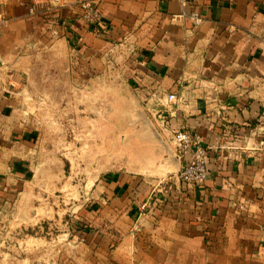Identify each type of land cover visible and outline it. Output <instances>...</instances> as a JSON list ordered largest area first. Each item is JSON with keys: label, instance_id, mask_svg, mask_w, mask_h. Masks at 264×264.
<instances>
[{"label": "crops", "instance_id": "crops-1", "mask_svg": "<svg viewBox=\"0 0 264 264\" xmlns=\"http://www.w3.org/2000/svg\"><path fill=\"white\" fill-rule=\"evenodd\" d=\"M82 1L0 0L1 230L31 223L33 180L51 182L58 168L60 141L48 131L61 119L88 123L67 116L73 106L92 92L99 129L115 112L109 97L130 92L163 111L174 93L181 101L168 107L166 130L155 125L174 155L179 130L216 145L206 179L178 178L187 157L171 173L146 147L114 154L81 218V240L97 246L90 264H264V0H87L98 25L74 9ZM194 9L198 27L183 15Z\"/></svg>", "mask_w": 264, "mask_h": 264}, {"label": "rangeland", "instance_id": "rangeland-1", "mask_svg": "<svg viewBox=\"0 0 264 264\" xmlns=\"http://www.w3.org/2000/svg\"><path fill=\"white\" fill-rule=\"evenodd\" d=\"M92 87L96 88L97 84L91 83L90 88ZM91 93L83 101L82 109L78 104L67 114L78 121H88L85 128L73 127L71 124L75 125V121L69 123L61 119L57 128L48 131L49 140L60 141L55 146L58 157L56 177L51 182V178L43 175L40 179L38 176L33 180L36 181L35 198L30 197L29 200L34 201L36 207L33 209L34 213H31V219L27 220L31 223L19 226L15 223L4 230H1L3 226L0 225V264H17V261L20 264L92 262L91 254L96 253L97 246L94 241L89 246L81 240V218L83 210L90 208L89 205L98 200L101 174L113 170L117 166L114 165L117 160L113 158L109 145L102 143L101 134L108 126L100 123L97 129L94 125L93 120L97 117L93 108L97 101ZM106 103L109 105L105 99ZM61 116L65 119V115ZM110 116L104 114L103 121H107ZM43 147L42 154L47 156ZM44 181L46 184H43ZM8 211L9 218L13 221L12 212L15 210ZM8 232L10 234L6 236ZM138 236L139 234L136 238ZM107 248L105 253L112 246L108 245ZM124 258L128 260V257ZM108 264H114L113 260L110 259Z\"/></svg>", "mask_w": 264, "mask_h": 264}, {"label": "water", "instance_id": "water-1", "mask_svg": "<svg viewBox=\"0 0 264 264\" xmlns=\"http://www.w3.org/2000/svg\"><path fill=\"white\" fill-rule=\"evenodd\" d=\"M111 104L115 112L109 113L111 116L107 121L101 120L102 125L108 126L101 134L103 145H109L113 155L126 153L131 144L146 147L148 150L144 153L164 158L162 162L169 171L178 172V157L173 154L142 103L129 92L126 98L109 97Z\"/></svg>", "mask_w": 264, "mask_h": 264}, {"label": "built area", "instance_id": "built-area-1", "mask_svg": "<svg viewBox=\"0 0 264 264\" xmlns=\"http://www.w3.org/2000/svg\"><path fill=\"white\" fill-rule=\"evenodd\" d=\"M182 4L185 0H179ZM54 4L59 5L60 0H53ZM74 9L79 12L84 22H87L91 25H98L102 21V13L99 9L95 8L90 1L78 2ZM186 16L193 27H198L201 25L203 18L199 10L194 9L190 13H183ZM162 94L152 95L151 97L155 98L154 102H161ZM153 100V99H152ZM181 101V98L174 94L169 93L164 97V109L162 110H152L148 102L145 104V110L151 111L152 116H150L157 127L162 130H166L167 122L166 116L168 114V107L174 105ZM173 143L174 148L177 150L176 156L178 160L183 161L184 157H187V162H182V167L179 171L178 178L187 185L196 186L202 184L207 176V160H208V151L210 149L216 148V145L205 146L202 142L201 137L196 132L179 130L173 133L172 139L170 140ZM262 147L264 150V142H262ZM140 232V225L134 224L130 235L133 238H136Z\"/></svg>", "mask_w": 264, "mask_h": 264}]
</instances>
